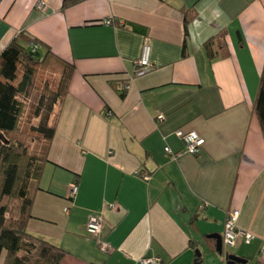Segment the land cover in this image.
<instances>
[{
	"label": "crops",
	"instance_id": "0c3cea01",
	"mask_svg": "<svg viewBox=\"0 0 264 264\" xmlns=\"http://www.w3.org/2000/svg\"><path fill=\"white\" fill-rule=\"evenodd\" d=\"M42 1L37 10L36 0H0V54L22 33L73 66L28 233L64 250L60 264H227L206 237L222 236L238 212L237 230L253 240L229 253L264 264V139L253 112L264 0H76L64 10V0ZM220 33L227 56L209 60L203 45ZM145 43L150 70L121 96ZM177 131L204 139L198 156L165 152L183 150Z\"/></svg>",
	"mask_w": 264,
	"mask_h": 264
},
{
	"label": "trees",
	"instance_id": "16d2710c",
	"mask_svg": "<svg viewBox=\"0 0 264 264\" xmlns=\"http://www.w3.org/2000/svg\"><path fill=\"white\" fill-rule=\"evenodd\" d=\"M76 3L64 0L61 9ZM187 23L185 15V35ZM23 44L38 43L20 33L0 54V264H60L65 251L28 233L27 224L32 219L31 190L48 162L55 135V121L51 119L67 93L73 66L49 49L41 54L36 48L33 54L39 56L31 55V48L28 50ZM203 48L209 60L226 57L224 33L208 40ZM184 52L183 49V55ZM46 65L58 68L54 88L49 78H37L38 70ZM118 91L121 96L124 94L123 90ZM25 112H30L29 117L37 123L30 124L29 118L20 128ZM253 112L264 139V68Z\"/></svg>",
	"mask_w": 264,
	"mask_h": 264
},
{
	"label": "built area",
	"instance_id": "2783aa9c",
	"mask_svg": "<svg viewBox=\"0 0 264 264\" xmlns=\"http://www.w3.org/2000/svg\"><path fill=\"white\" fill-rule=\"evenodd\" d=\"M37 10H42L44 7V3L42 0H38L35 5ZM106 25L110 24V21H105ZM31 51L34 52L37 48V45L30 44ZM150 46L148 44H143L141 48V52L139 55V58L137 59L135 63V69L133 72V75L128 77V79L119 85V90H123L126 92L129 89L130 83L133 79L142 77L150 70ZM164 118L160 115L157 117L158 121H162ZM175 136L180 139L183 142L184 148L179 154H173L168 147H165V152L170 155L173 158H176L181 155H191V156H197L201 153L202 148L204 146V139L198 136L195 132H182L177 131L175 133ZM142 180L148 181L149 177L144 175H138ZM77 192V186L71 185L68 199L69 201H72L75 194ZM206 207V206H205ZM64 213L67 212V209L65 208L63 210ZM238 212L230 213L225 222L223 227V233H222V243H223V249H233L237 242H242L244 244H250L253 240V235L249 233H244L241 231H238L236 228L237 218H238ZM101 217H90L86 223L85 230L88 236L90 237H97L101 230ZM98 248L101 252L107 253L110 249L107 244H105L103 241H98ZM224 251V250H223ZM139 264H161L160 259L158 258H143L139 261Z\"/></svg>",
	"mask_w": 264,
	"mask_h": 264
},
{
	"label": "rangeland",
	"instance_id": "374dc122",
	"mask_svg": "<svg viewBox=\"0 0 264 264\" xmlns=\"http://www.w3.org/2000/svg\"><path fill=\"white\" fill-rule=\"evenodd\" d=\"M42 52V51H41ZM42 54V53H41ZM58 68L56 65H46L42 68H40L38 70V73H37V78L39 80H42V79H48L49 78V81H50V86L52 88H54L55 84H56V81L58 80ZM29 113L30 112H25L24 115L22 116V120H21V125H20V128L23 127V125L27 122V120L30 118L29 117ZM29 123L31 124V121H32V124H36L37 121H33L31 118L29 119ZM224 250V254L221 255V256H225L226 253H229L232 251V249H223Z\"/></svg>",
	"mask_w": 264,
	"mask_h": 264
},
{
	"label": "water",
	"instance_id": "95a60500",
	"mask_svg": "<svg viewBox=\"0 0 264 264\" xmlns=\"http://www.w3.org/2000/svg\"><path fill=\"white\" fill-rule=\"evenodd\" d=\"M31 55H34L36 57L39 56L38 53L33 54V52H30ZM209 240H213L214 241V245H215V252L218 255H222L223 253V243H222V236L219 234H210L206 237ZM196 256L199 257L200 256V252L197 250L195 252ZM225 260L227 262V264H247V260L235 255H232L230 253H228L227 255H225Z\"/></svg>",
	"mask_w": 264,
	"mask_h": 264
}]
</instances>
